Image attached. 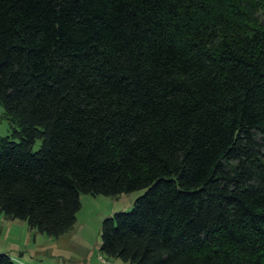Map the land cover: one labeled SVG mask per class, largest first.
I'll return each mask as SVG.
<instances>
[{
	"label": "trees",
	"instance_id": "trees-1",
	"mask_svg": "<svg viewBox=\"0 0 264 264\" xmlns=\"http://www.w3.org/2000/svg\"><path fill=\"white\" fill-rule=\"evenodd\" d=\"M0 105L5 217L59 237L143 189L105 258L264 264V0H0Z\"/></svg>",
	"mask_w": 264,
	"mask_h": 264
},
{
	"label": "rangeland",
	"instance_id": "rangeland-1",
	"mask_svg": "<svg viewBox=\"0 0 264 264\" xmlns=\"http://www.w3.org/2000/svg\"><path fill=\"white\" fill-rule=\"evenodd\" d=\"M14 128L20 130L0 105V139L8 136L19 141L13 135ZM40 145L41 140H37L33 149H39ZM143 192L140 189L114 196L82 194L76 224L68 234L71 241L59 247L53 244L56 237L31 229L25 220L10 219L0 212V253L8 254L22 264H105L102 261L105 257L99 251L103 219L115 212L131 210ZM55 248H58L56 254L53 253ZM109 261L120 263L122 260Z\"/></svg>",
	"mask_w": 264,
	"mask_h": 264
},
{
	"label": "crops",
	"instance_id": "crops-1",
	"mask_svg": "<svg viewBox=\"0 0 264 264\" xmlns=\"http://www.w3.org/2000/svg\"><path fill=\"white\" fill-rule=\"evenodd\" d=\"M68 234H69V232L66 233V234H64V235H62V236L56 237V241H54L53 244H57V247L62 246L64 244H67L68 242L71 241V239H69V235ZM72 239H74V237H72ZM56 251H58V248H55V250L53 251V253L56 254ZM104 259L107 261L105 264H129L128 262H124V261H119L120 263H118V262L116 263V261L111 263L109 261L110 258L109 259L108 258H102V261ZM111 259H115V258H111ZM115 260H118V259H115Z\"/></svg>",
	"mask_w": 264,
	"mask_h": 264
},
{
	"label": "built area",
	"instance_id": "built-area-1",
	"mask_svg": "<svg viewBox=\"0 0 264 264\" xmlns=\"http://www.w3.org/2000/svg\"><path fill=\"white\" fill-rule=\"evenodd\" d=\"M103 261H104V263L107 262L105 259Z\"/></svg>",
	"mask_w": 264,
	"mask_h": 264
}]
</instances>
